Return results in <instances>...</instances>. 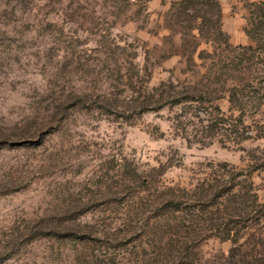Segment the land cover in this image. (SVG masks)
<instances>
[{"label":"rangeland","instance_id":"rangeland-1","mask_svg":"<svg viewBox=\"0 0 264 264\" xmlns=\"http://www.w3.org/2000/svg\"><path fill=\"white\" fill-rule=\"evenodd\" d=\"M263 8L0 0V264H264Z\"/></svg>","mask_w":264,"mask_h":264},{"label":"trees","instance_id":"trees-1","mask_svg":"<svg viewBox=\"0 0 264 264\" xmlns=\"http://www.w3.org/2000/svg\"><path fill=\"white\" fill-rule=\"evenodd\" d=\"M258 17L260 19V21H258V25L254 28V31H253V38L258 40V46L256 48L259 49V48H263L264 47V8L263 9H260V12L258 14ZM251 49V48H250ZM193 95H191L190 93H188L187 95L184 96V98H192ZM241 101V100H240ZM179 101H176V103H178ZM218 117H213V119H211L209 122H208V125L207 127L212 129L214 128V126L218 125L220 122L225 124L226 123V119H222ZM240 123H238V121H236L235 123H229L228 126H232V127H235V126H238Z\"/></svg>","mask_w":264,"mask_h":264}]
</instances>
